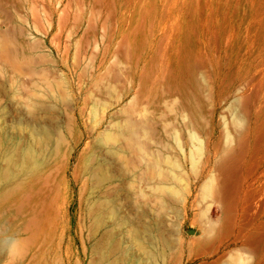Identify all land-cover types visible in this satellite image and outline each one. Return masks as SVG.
<instances>
[{"label": "rangeland", "instance_id": "374dc122", "mask_svg": "<svg viewBox=\"0 0 264 264\" xmlns=\"http://www.w3.org/2000/svg\"><path fill=\"white\" fill-rule=\"evenodd\" d=\"M0 169V264H264V0H0Z\"/></svg>", "mask_w": 264, "mask_h": 264}, {"label": "bare ground", "instance_id": "6f19581e", "mask_svg": "<svg viewBox=\"0 0 264 264\" xmlns=\"http://www.w3.org/2000/svg\"><path fill=\"white\" fill-rule=\"evenodd\" d=\"M12 154H11V152L10 151H8V150H6L5 152H4V158H6L8 161H10V163H11V161L13 162V159H12V156H11ZM2 177H3V172H2V170L0 169V180L2 179ZM9 244H11V243H9Z\"/></svg>", "mask_w": 264, "mask_h": 264}]
</instances>
